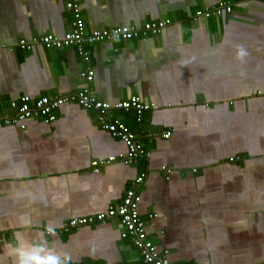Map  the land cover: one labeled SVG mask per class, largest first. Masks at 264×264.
Returning <instances> with one entry per match:
<instances>
[{"label":"crops","instance_id":"obj_1","mask_svg":"<svg viewBox=\"0 0 264 264\" xmlns=\"http://www.w3.org/2000/svg\"><path fill=\"white\" fill-rule=\"evenodd\" d=\"M68 1L0 0V115L14 117L12 103L26 97L77 92L89 66L98 101L150 104L140 121L134 111L109 114L151 157L94 173L92 162L120 159L127 148L101 129L96 111L73 103L52 124L0 123V264H14L16 232L34 236L50 222L57 235L49 240L73 262L145 264L118 219L62 231L120 204L141 174V218L171 264H264V0H77L88 33L171 24L145 40L86 44L88 63L75 47L22 50L21 40L71 31ZM221 2L231 14L195 16ZM238 45L248 52L243 61ZM22 217L33 223L22 227Z\"/></svg>","mask_w":264,"mask_h":264},{"label":"built area","instance_id":"obj_2","mask_svg":"<svg viewBox=\"0 0 264 264\" xmlns=\"http://www.w3.org/2000/svg\"><path fill=\"white\" fill-rule=\"evenodd\" d=\"M67 9L73 14V22L71 31L64 37L48 34L33 40H21L19 47L22 50L31 51L34 46H41L44 49H64L75 47L86 63L89 62V53L85 50L86 44H97L102 42H127L132 40H145L150 36L160 35L171 22L158 21L146 22L141 26H124L106 30H98L92 33L86 31L85 21L81 14V7L77 0H69L66 5ZM225 13L231 14L232 7L228 2H221L212 11L205 10L196 13L197 18L210 19L215 16L222 17ZM85 82L82 89L75 93H70L60 97L49 98L42 97L35 101H31L29 97L22 100V104L12 103V108L16 111L14 117H3L0 115V123L9 126L20 125L25 127V123L32 120L40 119L46 124H52L57 120V111L66 104H77L88 111L97 112V120L101 129L109 133L112 137L121 140L127 148L125 155L120 159L112 156L106 160L92 162L94 173H100L101 169L121 160L123 164L130 165L141 159H149L151 153L136 139L131 129L118 119L110 117L111 110L134 111L137 120L140 121L143 114L152 107L139 96H131L127 101L117 105L98 101L90 91L88 84L94 79V71L87 66L86 70L81 74ZM172 135L167 132L164 137L168 139ZM167 178L169 179L173 171L164 168ZM146 174H141L126 191L123 201L105 210L97 215H89L80 218H74L66 222L62 226L63 232H70L74 229H80L84 226L105 224L112 219H118L121 226V238L131 242L139 251L145 264H171L168 258L169 251H159L158 247L148 238L146 231V223L141 218L140 204L142 197L137 187L143 185ZM73 264H88L73 262Z\"/></svg>","mask_w":264,"mask_h":264},{"label":"clouds","instance_id":"obj_3","mask_svg":"<svg viewBox=\"0 0 264 264\" xmlns=\"http://www.w3.org/2000/svg\"><path fill=\"white\" fill-rule=\"evenodd\" d=\"M247 55V49L243 45H238L236 59L243 61ZM20 223L22 227H28L33 222L22 217ZM56 235L57 226L53 222L48 223L43 231L34 236L23 231L16 232L8 245L14 264H73L72 254L58 249L54 240H49V237L54 238Z\"/></svg>","mask_w":264,"mask_h":264}]
</instances>
